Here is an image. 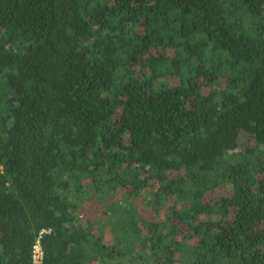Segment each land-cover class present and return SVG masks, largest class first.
<instances>
[{
  "label": "trees",
  "instance_id": "trees-1",
  "mask_svg": "<svg viewBox=\"0 0 264 264\" xmlns=\"http://www.w3.org/2000/svg\"><path fill=\"white\" fill-rule=\"evenodd\" d=\"M264 264V0H0V264Z\"/></svg>",
  "mask_w": 264,
  "mask_h": 264
},
{
  "label": "built area",
  "instance_id": "built-area-1",
  "mask_svg": "<svg viewBox=\"0 0 264 264\" xmlns=\"http://www.w3.org/2000/svg\"><path fill=\"white\" fill-rule=\"evenodd\" d=\"M43 260V252L41 249L40 241L38 240L35 245V251H34V263L35 264H42Z\"/></svg>",
  "mask_w": 264,
  "mask_h": 264
}]
</instances>
